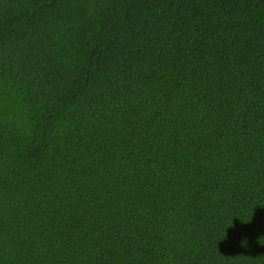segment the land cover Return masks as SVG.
Instances as JSON below:
<instances>
[{"label":"trees","instance_id":"trees-1","mask_svg":"<svg viewBox=\"0 0 264 264\" xmlns=\"http://www.w3.org/2000/svg\"><path fill=\"white\" fill-rule=\"evenodd\" d=\"M0 264H264V0H0Z\"/></svg>","mask_w":264,"mask_h":264}]
</instances>
